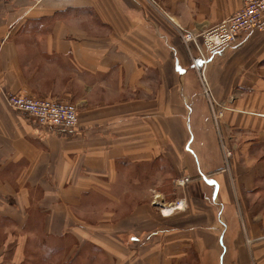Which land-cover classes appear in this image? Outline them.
I'll use <instances>...</instances> for the list:
<instances>
[{
  "label": "crops",
  "instance_id": "0c3cea01",
  "mask_svg": "<svg viewBox=\"0 0 264 264\" xmlns=\"http://www.w3.org/2000/svg\"><path fill=\"white\" fill-rule=\"evenodd\" d=\"M156 1L170 19L146 0L0 2V264H183L217 244L218 264H264V32L204 54L215 121L185 97L202 66L176 25L200 34L242 0ZM8 94L70 103L78 126H38ZM204 103L212 145L189 146L180 121Z\"/></svg>",
  "mask_w": 264,
  "mask_h": 264
},
{
  "label": "built area",
  "instance_id": "2783aa9c",
  "mask_svg": "<svg viewBox=\"0 0 264 264\" xmlns=\"http://www.w3.org/2000/svg\"><path fill=\"white\" fill-rule=\"evenodd\" d=\"M9 1L0 0V2L4 3ZM146 1L157 12L170 19L156 0ZM176 26L179 29L183 42L186 45L191 44L197 55L196 57L200 58L202 67L199 71V79L203 95L211 108L213 119L217 121L222 116L225 108L215 101L206 82L204 76L206 59L204 54L233 44L241 35L264 32V0H242L238 10L219 24L200 34H195L193 31L179 25ZM6 103L11 109L25 114L41 127L73 130L79 123L77 109L70 103L18 94L6 95ZM226 157H230V152H226ZM187 181V179H183L180 182L185 183ZM179 205L181 204H177L176 206L178 207ZM167 209L169 207L162 206L161 212H165Z\"/></svg>",
  "mask_w": 264,
  "mask_h": 264
},
{
  "label": "rangeland",
  "instance_id": "374dc122",
  "mask_svg": "<svg viewBox=\"0 0 264 264\" xmlns=\"http://www.w3.org/2000/svg\"><path fill=\"white\" fill-rule=\"evenodd\" d=\"M197 72L195 73L194 69L192 68V65H190V68H187V70L184 71L182 78L185 80V84L187 87V92L185 89V97L189 98V103H191V101L193 100V95L194 94H201L203 95V90H202V85L201 82L199 81V73L198 75H196ZM198 77V79H197ZM203 98L205 99V101L207 100L204 95ZM207 102V101H206ZM205 103L201 104L200 106H193V111L191 112V116L190 114H188L187 119L180 121V126L183 128L185 134L182 137V141L186 140V144H189V146L191 145L190 143V139L191 141H194L193 144L191 146H194L195 144H197L199 138L204 137L205 138V144L207 145V147L210 148V146L212 145V132L213 129L211 130V128H209L208 123H206V125L204 126H198L196 124H198V116L202 117L205 114ZM208 109V108H207ZM182 110V114H185V111ZM207 116L200 118V122L203 123L206 120ZM209 159L215 160L213 155H209ZM164 169V175L166 172L169 171L168 167H163ZM183 179H181L180 181H182ZM179 181V184H180ZM169 184L168 182H163L161 187H162V192L165 194V196H167V193H170V187H168ZM217 244V243H216ZM211 252L208 255L203 254V256L200 258L197 255V252L191 251L190 257L188 259L187 262H184L183 264H218L217 262H214V260L219 256V254L221 253V248L215 245V249L216 252L214 251V248L211 247ZM206 253H208L206 251ZM228 260V251L226 250L225 253V261L223 262V264H230L227 262ZM216 261V260H215ZM55 263V262H54ZM233 264H237V263H233Z\"/></svg>",
  "mask_w": 264,
  "mask_h": 264
},
{
  "label": "bare ground",
  "instance_id": "6f19581e",
  "mask_svg": "<svg viewBox=\"0 0 264 264\" xmlns=\"http://www.w3.org/2000/svg\"><path fill=\"white\" fill-rule=\"evenodd\" d=\"M182 205H179L178 207H181Z\"/></svg>",
  "mask_w": 264,
  "mask_h": 264
}]
</instances>
